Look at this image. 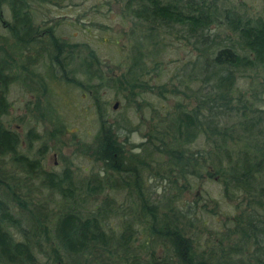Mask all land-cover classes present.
<instances>
[{
  "label": "trees",
  "instance_id": "trees-1",
  "mask_svg": "<svg viewBox=\"0 0 264 264\" xmlns=\"http://www.w3.org/2000/svg\"><path fill=\"white\" fill-rule=\"evenodd\" d=\"M36 1L0 0V8L9 10L11 20L3 25L13 39L10 52L0 55V264H39L37 254H46L47 243L57 257H67L68 264L97 262L102 253L120 254L126 264H264L263 15L252 12L244 0H118L122 16L131 21L126 65L118 78L107 79L93 51L75 65L74 49L52 27L36 23L31 6ZM170 37L196 54L175 69L176 84L170 78L151 85L147 77L158 78ZM23 51L28 58L31 51L47 56L53 77L59 75L95 95L99 127L90 149L105 177L78 181L68 166L60 172L46 170L43 149L34 157L21 151L19 133L7 127L3 117L10 108V86L27 74L25 62L18 60ZM241 79H249V93L240 90ZM102 86H119L134 101L156 88L180 101L161 116L152 108L154 123L147 141L139 154L126 156L117 131L123 126H111L98 101ZM187 100L194 103L190 108ZM199 138L205 148L191 150ZM160 163L183 179L219 180L223 196L234 201L235 213L213 231L206 247L198 250L180 219L196 213L195 207L188 206L179 216L171 201L168 216L158 213L157 200L145 197L141 173ZM34 181L60 197L52 226L48 209L31 197ZM105 188H126L138 202L134 212H128L131 217L117 214L124 218L117 237L107 232V213H115L108 201L88 207L90 197ZM134 223L141 224L150 242L164 246L163 257L152 253L143 262L137 259Z\"/></svg>",
  "mask_w": 264,
  "mask_h": 264
},
{
  "label": "rangeland",
  "instance_id": "rangeland-1",
  "mask_svg": "<svg viewBox=\"0 0 264 264\" xmlns=\"http://www.w3.org/2000/svg\"><path fill=\"white\" fill-rule=\"evenodd\" d=\"M244 1L252 12H260L264 17V0ZM31 6L36 23L52 27L56 36L66 42L68 48L74 49L73 54L78 56L74 58L75 65L80 58L93 51L99 59L98 68L104 77L116 79L123 73L129 42L126 35L131 27V21L122 16L121 2L118 0H37ZM0 9V55H2L10 52L13 39L3 25L4 21L11 20L9 10L6 6ZM167 43L158 78L147 77L151 85L168 82L170 78H173L172 82L176 84L173 76L175 69L183 61L188 60L190 54H196L190 46L175 38H168ZM29 53L30 58L24 51L21 59L18 58L25 62L24 68L27 74L25 73L26 77L23 76V80L10 86L8 93L10 108L3 117L4 124L19 133L20 149L23 153L34 157V155L39 156L38 150L45 151L42 163L46 170L60 172L68 166L78 181L93 175L105 177L102 164L94 160L93 151L90 149L99 127L95 95L88 88H79L62 81L59 75L53 77L48 57L36 56V52L33 51ZM80 78L84 80L83 76ZM43 85L46 86L45 91H43ZM240 85L242 92L249 93L251 88L249 79H241ZM98 91L96 95L99 103L104 107V117L107 122L114 128L118 124L123 126L117 131L126 156L131 153L139 154L140 145L147 141V133L154 123L152 108H155L161 116L165 111H172L176 102L180 101V98L165 91L161 95L157 88L143 94V97H139L136 101L127 97L126 92L119 86L117 89L102 86ZM165 95V98L162 97ZM146 102L148 106L145 105ZM115 103H117L116 108L113 107ZM185 103L188 108L194 104L192 100H187ZM190 148L194 151L205 148L204 140L199 138ZM169 170L165 167V163H160L158 166L150 164L144 168L141 173L142 190L145 197L158 201L159 214L164 212L168 216L172 215V212L168 210L171 201L174 202L178 215L181 212L184 214L188 206L195 207L196 213L185 216L180 214L182 216L180 219L190 238L200 250L206 247L207 239L212 238L213 231L218 230L226 216L235 213L234 201L223 196V186L217 179L195 176L183 179L177 171ZM30 194L36 205L41 203L48 209L49 226H52L54 215L59 211L60 197L40 188L37 181L33 182ZM129 195L126 188H105L101 194L89 199L88 207L91 209L104 204V201H108L109 210L114 209L115 213H112L113 210L106 211L108 212L106 226L107 232L113 233L116 237L122 230L124 219L117 214H127V217H131L128 212H134V207L138 203L133 195L132 197ZM133 225L137 232L133 245L137 251V259L143 262L152 253L156 258L163 257L164 246L158 243L159 241L150 242L141 224ZM48 244L45 246V255L37 254L38 263L68 264L69 259L62 253L57 257ZM97 259V262L93 260L89 264H115V260L121 261V264L127 262L120 254L111 253L99 254Z\"/></svg>",
  "mask_w": 264,
  "mask_h": 264
},
{
  "label": "water",
  "instance_id": "water-1",
  "mask_svg": "<svg viewBox=\"0 0 264 264\" xmlns=\"http://www.w3.org/2000/svg\"><path fill=\"white\" fill-rule=\"evenodd\" d=\"M113 107L116 108V107H117V103H115V104L113 105Z\"/></svg>",
  "mask_w": 264,
  "mask_h": 264
}]
</instances>
